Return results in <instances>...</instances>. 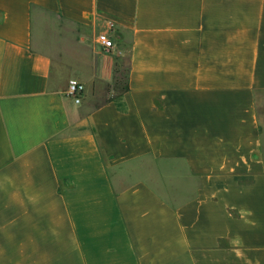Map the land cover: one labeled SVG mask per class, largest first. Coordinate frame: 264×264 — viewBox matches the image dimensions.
I'll use <instances>...</instances> for the list:
<instances>
[{
	"label": "crops",
	"instance_id": "1",
	"mask_svg": "<svg viewBox=\"0 0 264 264\" xmlns=\"http://www.w3.org/2000/svg\"><path fill=\"white\" fill-rule=\"evenodd\" d=\"M0 264H264V0H0Z\"/></svg>",
	"mask_w": 264,
	"mask_h": 264
},
{
	"label": "rangeland",
	"instance_id": "2",
	"mask_svg": "<svg viewBox=\"0 0 264 264\" xmlns=\"http://www.w3.org/2000/svg\"><path fill=\"white\" fill-rule=\"evenodd\" d=\"M42 22L44 23V28L46 30V32H50V29L53 30H57L59 32H55L56 34L54 36H52V38L56 39L57 41H59L60 43L62 42L65 46H70L71 44H73V38L71 33L73 31H80V32H85L86 30L78 27L76 25H73L67 21L61 20V19H56V18H50V17H45ZM60 31H64L63 34H61L62 32ZM88 36V35H87ZM90 37H87V48L85 49V52L83 51L82 53H78L77 51H73L70 49V51L67 53L70 56L74 55L76 57V59L78 58H83L86 59L87 57L93 55V54H99L97 51H99L100 49L98 48V46L96 45L95 41L93 39L89 40ZM62 40V41H61ZM104 51L100 50V53L103 54ZM53 56H55V53H52ZM73 59H71L70 61H72ZM71 63V62H70ZM77 69H75L76 71ZM75 79H78L77 77H73ZM114 88V92L112 93V98L113 100H115V102H117L119 105H121V95L122 92L125 89V82L123 78H119L117 79V83H115V85L113 86ZM108 90V89H107ZM101 98H97L94 100V104L99 105L102 104L103 102L107 101V99L104 98L106 94V89H104V87H102L101 90ZM146 165H150V163H146Z\"/></svg>",
	"mask_w": 264,
	"mask_h": 264
},
{
	"label": "built area",
	"instance_id": "3",
	"mask_svg": "<svg viewBox=\"0 0 264 264\" xmlns=\"http://www.w3.org/2000/svg\"><path fill=\"white\" fill-rule=\"evenodd\" d=\"M111 30V26L108 25ZM96 43L106 51L114 48V43L107 33H100L96 36ZM84 94V85L77 79H70L67 85V96H69L75 104H80Z\"/></svg>",
	"mask_w": 264,
	"mask_h": 264
}]
</instances>
